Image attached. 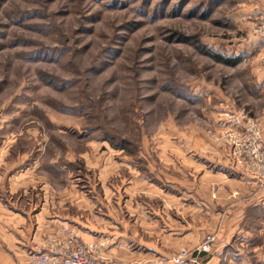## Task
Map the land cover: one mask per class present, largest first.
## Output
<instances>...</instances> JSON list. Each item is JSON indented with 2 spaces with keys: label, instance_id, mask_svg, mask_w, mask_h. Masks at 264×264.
<instances>
[{
  "label": "rangeland",
  "instance_id": "374dc122",
  "mask_svg": "<svg viewBox=\"0 0 264 264\" xmlns=\"http://www.w3.org/2000/svg\"><path fill=\"white\" fill-rule=\"evenodd\" d=\"M263 3L258 10L252 0H0V132L45 137L42 168L53 184L66 182L90 198L102 188L80 155L102 143L118 150L117 160L127 154L148 182L150 233L162 215L171 223L194 204V214H203L199 200L211 212L227 209L210 200L201 166L183 156L172 162L171 151L197 152L190 158L202 161L206 140L223 145L217 138L226 111L260 122L264 93L252 69L264 65V36H254L252 26ZM207 48L241 61L219 62ZM129 177L123 168L110 178L117 194ZM172 194L185 203L173 207ZM68 211L74 218L76 208ZM243 225L260 247L248 256L264 264L263 210L248 208ZM151 249L129 260L106 254L159 259Z\"/></svg>",
  "mask_w": 264,
  "mask_h": 264
},
{
  "label": "crops",
  "instance_id": "0c3cea01",
  "mask_svg": "<svg viewBox=\"0 0 264 264\" xmlns=\"http://www.w3.org/2000/svg\"><path fill=\"white\" fill-rule=\"evenodd\" d=\"M252 1L262 3V0ZM259 42L258 46L262 44ZM254 64L252 73L258 77L259 92L264 93V65ZM258 114L264 139V105ZM37 136L29 131L0 132V264H29L30 254L40 251L49 236H60L64 225L75 228L91 242L107 239L109 246L104 248L105 253L127 260L141 256L142 247L149 245L152 252L159 255L157 258L165 261L162 264H177L170 259L182 248L194 251L206 235L215 234L212 251L199 256L198 262L187 264L254 263L247 251L250 247L258 251L260 247L252 241L254 231L248 230L243 222L248 208H260L264 212V189L249 173L235 165L229 146L207 138L206 144H209L204 149L202 161L190 158L192 155L198 157L197 152L188 156L179 147L172 149L170 159L181 161L180 156H183L188 162L199 164L203 169V181L214 189L210 200L217 205H229L228 208L211 212L207 202L199 200L195 203L202 204L198 212L203 214H194L197 210L194 204L184 208L182 213L179 211L171 223L162 215L157 219L162 223L150 233L148 182L141 171L135 169L131 157L124 154L123 159L117 160L118 150L104 143L98 147L94 143L96 148L83 152L80 156L88 169L95 172L102 188V193L90 198L80 188L69 187L66 182L60 187L53 184L50 174L42 168L41 157L46 151L47 140ZM123 168L128 169L130 177L123 186L124 194L120 195L110 178ZM181 197L172 194L168 200L175 207L185 203ZM160 198L167 204L164 195ZM70 207L77 210L74 218L69 216ZM149 233L157 235V240L149 241Z\"/></svg>",
  "mask_w": 264,
  "mask_h": 264
},
{
  "label": "built area",
  "instance_id": "2783aa9c",
  "mask_svg": "<svg viewBox=\"0 0 264 264\" xmlns=\"http://www.w3.org/2000/svg\"><path fill=\"white\" fill-rule=\"evenodd\" d=\"M254 8L261 9L256 3ZM263 9L252 26L254 36H264ZM224 115L228 125L217 139L223 145L230 147L236 166L249 173L250 177L264 189V139L260 122L243 110L226 111ZM215 240V234H208L194 251L182 248L170 260L177 264L198 262L199 256L212 251ZM105 244L104 241L85 240L75 228L64 225L61 227L60 236H49L40 251L30 254L29 264H162L165 262L162 258L126 262L107 255L104 251Z\"/></svg>",
  "mask_w": 264,
  "mask_h": 264
},
{
  "label": "trees",
  "instance_id": "16d2710c",
  "mask_svg": "<svg viewBox=\"0 0 264 264\" xmlns=\"http://www.w3.org/2000/svg\"><path fill=\"white\" fill-rule=\"evenodd\" d=\"M203 52L210 55L215 60L222 62V63L229 64V65H236L241 61L240 56L232 57V56L223 54V52L220 53L217 50H212V49L207 48V49H204ZM119 147L126 149V145L124 144H121Z\"/></svg>",
  "mask_w": 264,
  "mask_h": 264
}]
</instances>
